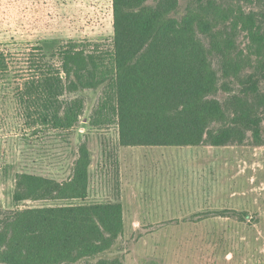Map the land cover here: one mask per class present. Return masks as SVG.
Returning a JSON list of instances; mask_svg holds the SVG:
<instances>
[{
  "label": "rangeland",
  "instance_id": "1",
  "mask_svg": "<svg viewBox=\"0 0 264 264\" xmlns=\"http://www.w3.org/2000/svg\"><path fill=\"white\" fill-rule=\"evenodd\" d=\"M198 1L206 2L178 0L176 17ZM216 2L264 14V0ZM113 36L112 0H0V53L8 62L6 73L0 71V208L119 203L122 231L104 254L121 264H264V105L258 109L259 136L242 125V137L234 134L225 145H211L206 133L198 145H120L119 121L109 109L112 89L105 84L66 91V103L79 100L82 109L65 131L25 120L16 92L25 76L36 73L61 44L73 41L108 52ZM198 36L209 45L208 37ZM236 45L252 66L264 61L242 25ZM209 59L218 76L214 97L224 103L242 85L222 74L221 56ZM253 70L247 65L241 73L246 77ZM262 73L258 89L264 95ZM225 111L232 114V107ZM221 125L212 122L209 128ZM78 161L87 166L84 198L14 201L17 174L67 181ZM169 180L178 186L175 195H134L146 193L144 184Z\"/></svg>",
  "mask_w": 264,
  "mask_h": 264
},
{
  "label": "trees",
  "instance_id": "2",
  "mask_svg": "<svg viewBox=\"0 0 264 264\" xmlns=\"http://www.w3.org/2000/svg\"><path fill=\"white\" fill-rule=\"evenodd\" d=\"M178 0H112V48L103 52L69 41L39 63L37 72L18 85L17 99L32 125L65 131L82 109L79 100L66 103V91L112 89L109 109L119 121L122 146H182L204 142L225 145L242 137V125L257 136L258 109L264 95L258 73L264 61L252 66L236 45L238 26L248 32L258 54L264 55V14L244 13L216 0L198 1L178 14ZM241 28V27H240ZM198 32L209 38L206 46ZM222 58V74L234 77L242 88L224 103L214 95L218 76L209 57ZM254 70L245 77V66ZM8 62L0 53V71ZM264 77V73L261 74ZM224 90H229L227 84ZM113 100V101H111ZM225 109L232 107V114ZM212 122L221 127L210 129ZM83 157L88 155L83 150ZM87 166L77 162L69 180L58 181L31 173L16 175L14 201L84 198ZM119 203L57 205L5 210L0 208V263L121 264L107 257L122 231ZM96 259L95 262L90 259Z\"/></svg>",
  "mask_w": 264,
  "mask_h": 264
},
{
  "label": "crops",
  "instance_id": "3",
  "mask_svg": "<svg viewBox=\"0 0 264 264\" xmlns=\"http://www.w3.org/2000/svg\"><path fill=\"white\" fill-rule=\"evenodd\" d=\"M130 148V147H129ZM131 150L135 151L134 149L130 148ZM126 152H130L127 148L125 150ZM170 182H167L166 183H160V184H157L155 186H152L150 184H144L143 186H145L146 188V193L145 192H142V193H138L136 191V194L134 192V195L136 196H147L148 198H153L154 196H157V197H162L166 194V196H171V195H175L176 192H177V188L178 186L176 185V182L174 183V181H171L169 180ZM181 193V192H179ZM146 194V195H145ZM166 200V199H165Z\"/></svg>",
  "mask_w": 264,
  "mask_h": 264
}]
</instances>
